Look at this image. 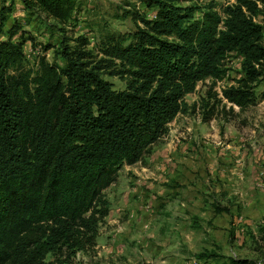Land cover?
<instances>
[{
	"label": "trees",
	"instance_id": "trees-1",
	"mask_svg": "<svg viewBox=\"0 0 264 264\" xmlns=\"http://www.w3.org/2000/svg\"><path fill=\"white\" fill-rule=\"evenodd\" d=\"M15 1L4 0L1 32L20 7ZM142 1L152 14L126 12L142 25L105 35L100 60L81 37L80 47L63 45V64L41 56L32 66L26 44L36 39L17 17L0 38V264H69L73 255L62 260L63 252L95 246L110 214L106 191L188 112L186 98L200 82L228 76L229 58L240 59L242 71L224 98L241 109L257 103L264 0H237L221 12ZM20 2L29 15L63 25L82 7ZM106 74L126 77L127 88L116 90Z\"/></svg>",
	"mask_w": 264,
	"mask_h": 264
},
{
	"label": "rangeland",
	"instance_id": "rangeland-1",
	"mask_svg": "<svg viewBox=\"0 0 264 264\" xmlns=\"http://www.w3.org/2000/svg\"><path fill=\"white\" fill-rule=\"evenodd\" d=\"M15 2L20 7L0 38L19 18L36 39L26 44L32 66L41 56L63 64L59 57L63 45L80 47L81 37L88 40L85 49L92 59L100 60L105 35L134 32L142 25L126 12L152 14L142 0H81L72 21L63 25L45 14L31 16L20 0ZM236 2L181 0L183 6H213L220 12ZM3 5L0 0V10ZM241 62L231 57L224 80L200 82L186 98L188 112L170 124L169 134L143 161L125 166L107 191L113 203L124 206L122 213L148 208L153 216L149 227L140 217L123 213L120 223L101 225L95 246L89 244L75 254L63 252L62 260L73 255L66 263L264 264V77L256 87L255 105L241 109L223 96L233 79L241 77ZM105 78L116 90L128 86L126 77Z\"/></svg>",
	"mask_w": 264,
	"mask_h": 264
},
{
	"label": "crops",
	"instance_id": "crops-1",
	"mask_svg": "<svg viewBox=\"0 0 264 264\" xmlns=\"http://www.w3.org/2000/svg\"><path fill=\"white\" fill-rule=\"evenodd\" d=\"M114 189L117 190L116 187ZM107 191H106V193H107ZM136 191H138V190H136ZM135 193H139V192H135ZM128 194H129V192H128ZM108 199H109V197H108ZM109 200L111 202L110 214L106 218V220H105L104 223H107V221H109V223H115V222L116 223H120L122 221V219H123V213H126V215H127V214L131 213V211L134 210V208H128L126 212H123L122 213V209H125L124 206L122 207V206L118 205V203H113L111 199H109ZM126 200H128V199L126 198ZM127 206H129L128 203H127ZM147 209L148 208H146V209H144V208L143 209H138V211H140L141 213L140 212H138V213L132 212L131 213V216L134 217V218L140 217L141 223L144 224V225H146V227H149V222L151 220L150 217H153V216L148 213L149 210H147ZM173 220H176V219H173ZM173 220H171V218H170V221H173Z\"/></svg>",
	"mask_w": 264,
	"mask_h": 264
}]
</instances>
